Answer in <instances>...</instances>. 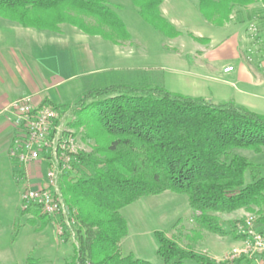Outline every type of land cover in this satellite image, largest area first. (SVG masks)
<instances>
[{"label": "trees", "instance_id": "1", "mask_svg": "<svg viewBox=\"0 0 264 264\" xmlns=\"http://www.w3.org/2000/svg\"><path fill=\"white\" fill-rule=\"evenodd\" d=\"M130 1L155 31L178 36L161 17L164 0ZM252 1L198 0L200 13L215 26L223 25L234 7ZM0 19L55 33L69 25L115 45L131 39L108 0H0ZM55 108L69 109L73 127L92 144L91 154L78 157L89 173L59 183L75 223L73 255L66 264H150L123 255L127 225L120 211L165 193L186 198L197 231L222 235L218 215L243 210L254 216V229L264 238V165L234 154L264 150V115L231 101L213 104L161 87L129 85L91 90L70 108ZM154 236L163 264H211L164 232Z\"/></svg>", "mask_w": 264, "mask_h": 264}, {"label": "crops", "instance_id": "2", "mask_svg": "<svg viewBox=\"0 0 264 264\" xmlns=\"http://www.w3.org/2000/svg\"><path fill=\"white\" fill-rule=\"evenodd\" d=\"M114 1L119 10L123 9L121 3L128 5L126 0L125 3ZM195 1L189 3L197 5V13H193L194 7L188 13L186 3L180 0H164L160 6L161 17L179 32V36L170 39L176 49L190 45L181 36L178 24H184L186 20L194 22L196 48L193 45L191 58L184 59L177 52L165 51L158 45L157 53L162 54L167 67L185 72L187 84L198 95L189 97L213 104L231 101L264 115V72L257 65H247L242 55L246 45V24L254 14L245 9L242 14L240 11L236 15L230 14L223 25L213 26L202 16L198 0ZM127 31L131 39L126 46H121L101 37L83 34L67 25L55 33L24 28L0 19V172L9 166L8 171L16 181H23L25 186H37L46 170V166L39 163L19 168L22 166L10 157L17 129L13 124V114L4 110L12 102L30 98L35 107L72 106L91 90L117 85L136 86L135 79L144 68L141 61L138 63L136 49L143 45ZM157 33L158 42L161 34ZM136 36L140 37L138 33ZM227 66H232L234 72L223 74ZM17 171L18 175L21 171L19 178Z\"/></svg>", "mask_w": 264, "mask_h": 264}, {"label": "rangeland", "instance_id": "3", "mask_svg": "<svg viewBox=\"0 0 264 264\" xmlns=\"http://www.w3.org/2000/svg\"><path fill=\"white\" fill-rule=\"evenodd\" d=\"M108 1L110 8L122 19L127 30L135 35L134 39L139 40V43L143 45L142 48L136 49L139 55V57H136L138 63L141 61L144 68L141 71L142 73L139 74V78L135 79L137 81L134 87H161L171 93L195 97L196 94L186 82L185 72L182 70L174 71L167 67L162 54L157 53L158 49L163 47L165 51L177 52L184 59L191 58L194 43H196L193 41V36H195L193 35L194 22H188L185 19L186 23L178 24L177 29L183 39L190 45L187 48L178 47L176 49L174 48L175 43L170 41L173 38H165L163 35H159V41L157 42L156 36H158V33L139 18L130 0H126L128 5L124 6L121 3L122 10H119L120 8L115 5L114 0ZM121 1L125 3V0ZM180 1L186 3L184 5L187 8L185 6L183 8L188 9V13L189 10H193V7L195 9L193 13H197L195 0ZM189 2H195V5L192 6ZM245 9L251 11L254 14L252 18H254L260 10L259 0H253L248 5L240 8L234 7L231 14L236 15L239 11L242 14ZM252 18L248 20L246 28ZM83 20L86 24H94L91 19L84 18ZM173 28L175 29V27ZM246 28L244 31L246 45L242 54L245 63V48L249 46L246 38ZM175 31L179 36V32L176 29ZM136 33L140 37L136 36ZM126 45L127 43L121 44V46ZM157 45L160 46L158 49ZM246 64L249 66L257 65ZM260 69L264 72V68ZM133 77L135 78L136 75H133ZM64 115L62 123L69 130V133L65 132V134L79 141L83 149L82 154H91L92 144L84 142L82 138L84 131L73 127L76 118L71 115L69 109ZM234 154L264 165V150L260 153L239 150L235 151ZM45 166L44 169L47 170V165ZM77 166L74 176H63L60 178L59 183L65 177H79L89 173L85 166L81 164ZM19 168H23V166ZM38 169L41 171L40 168ZM8 170L9 166L8 168H2V172H0V264H66L70 262L73 255V239L66 232H64L66 234L63 238H58L59 236L56 234V228L59 223L64 222L65 217L62 214L48 216L38 207L32 205L26 211L22 209V195L27 190L38 189L45 185L46 170L44 174L41 172V175L43 174L42 181L37 186H25L23 181H16ZM34 170H37V168H34ZM18 174L19 171L16 172L17 178L21 177V171L20 175ZM246 181L248 182V180ZM120 213L127 225V236L121 242L122 253L125 256L132 254L136 259L147 261L150 264H163L156 255L158 244L154 233L164 232L168 238H172L181 247L192 249L197 256L207 258L211 264H264V254L262 253L248 252L247 254L233 255L234 250L243 251L247 247L246 244L249 243L247 236L242 232L245 220L251 216L255 222L254 216L243 210L232 214L218 215L220 226L223 229L222 235L197 231L193 222V213L189 209L186 198L171 193L156 197H144L125 207ZM64 229L67 230L63 228V231ZM253 230L257 233L254 225ZM183 264L194 263L186 261Z\"/></svg>", "mask_w": 264, "mask_h": 264}, {"label": "built area", "instance_id": "4", "mask_svg": "<svg viewBox=\"0 0 264 264\" xmlns=\"http://www.w3.org/2000/svg\"><path fill=\"white\" fill-rule=\"evenodd\" d=\"M259 4V12L249 21L246 28L249 46L245 48V61L264 68V3L259 0ZM232 72V66L223 69V74ZM4 112L13 114V124L17 129L10 157L20 166L36 163L47 165L45 185L27 190L22 195V209L26 211L32 205L48 216L62 214L65 220L59 223L56 234L58 238H63L67 233L73 239L72 229L75 223L63 204L58 184L61 177L74 176L79 164L78 156L83 149L76 138L65 134L69 133L62 123L65 113L51 106L35 107L30 98L12 102ZM253 225V218L247 217L242 232L247 236L249 243L243 251L234 250V256L248 252L264 254V238L253 230ZM63 228L67 230L63 231Z\"/></svg>", "mask_w": 264, "mask_h": 264}]
</instances>
